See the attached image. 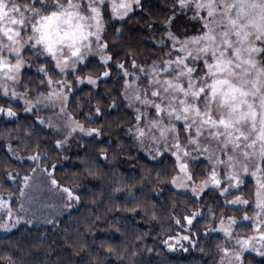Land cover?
<instances>
[{
  "label": "snow or ice",
  "instance_id": "1",
  "mask_svg": "<svg viewBox=\"0 0 264 264\" xmlns=\"http://www.w3.org/2000/svg\"><path fill=\"white\" fill-rule=\"evenodd\" d=\"M145 11V0H68L67 4L0 0V100L22 101V110L33 117L31 124L25 121L17 127L18 133L21 128L25 131L16 143L33 141L38 129L51 134L55 150L71 148L75 140L78 152H84L79 141L99 143L104 128L85 126L70 106L81 109L89 124L116 112L111 120L119 121L116 138L106 141L115 146L113 159L102 150L97 163L111 165L123 159L122 144H130L127 150L142 152L139 159H147L152 169L145 177L135 171L138 165H130L134 170L126 179L138 177L142 191L159 184L160 172L153 180L151 171L160 169L170 176L167 186L187 198L180 206L172 204L169 219L179 232L163 240L164 245L189 251L182 242L193 248L199 245L192 229L206 221L201 236L215 238L217 244L213 247L209 241L200 251L212 255L214 264H245L249 250L264 258V0H172L159 23H149L140 15L136 23H145L141 31L161 33L160 39L149 37L159 55L155 51L140 55L134 45L130 22ZM110 35L117 39L110 40ZM120 37H125L119 44L123 59L116 47ZM41 58L44 62H39ZM84 88L90 90L89 113L82 111L78 95ZM112 92L115 97L109 101ZM0 116L20 119L13 107L3 104ZM35 139L32 154L15 157L23 162L21 167L29 161L35 167L24 176L5 173V182L17 185L6 194L0 192V232L5 234L36 219L32 197L26 201L25 195L37 173L62 194V211L81 200L76 186H65L55 178L56 165L44 163L49 158L40 151L43 141ZM7 147L11 161L15 150ZM77 159L85 166V175L97 174L87 167V156ZM242 188L248 189L249 198H226ZM123 190L128 192L124 210L133 212L131 220H135L140 205L127 183ZM154 192L160 195L162 190L157 187ZM230 208L237 215H228ZM241 209L253 211L250 215ZM58 215L45 216L44 223L55 230ZM100 219L97 216L96 222ZM40 238L47 239V233Z\"/></svg>",
  "mask_w": 264,
  "mask_h": 264
},
{
  "label": "trees",
  "instance_id": "2",
  "mask_svg": "<svg viewBox=\"0 0 264 264\" xmlns=\"http://www.w3.org/2000/svg\"><path fill=\"white\" fill-rule=\"evenodd\" d=\"M67 1L60 0V3ZM20 2L23 3L26 0H20ZM171 4L172 0H145V13L138 12L137 16L132 18L131 29L132 33L136 34L134 45L139 49L140 55L148 56L153 51L159 55V51L152 48V41L149 37L154 36L156 39H160L161 33L159 31H141L145 28V23L141 21L137 24L138 17L144 15L149 23H159L164 19L166 10L171 7ZM108 38L110 40L117 39L112 35ZM123 42H125V37H120L116 44L120 59H123V49L119 47V44ZM25 58H28L27 53ZM39 62H44L43 58ZM32 71L35 69L33 68ZM105 87L104 84H101V91H104ZM112 87V82H108L107 88L111 89ZM19 89L23 90V86ZM89 91L88 88H84L82 92L78 93L81 97L82 111L85 113L90 112L87 105ZM113 97H115L114 92L110 95L109 101ZM0 104L5 107H13L20 117L19 121H10L8 117L0 116V192L6 194L17 187V185L5 182V173L13 172L24 176L28 174L27 170L30 167H35L30 161L21 167L23 162L17 161L15 156L26 157L32 154L35 151V138L38 136L43 141L40 143V151L49 158L44 163L56 165L55 178L65 186H76L77 195L81 197L76 207L59 219L60 224L55 230L49 225L42 224L26 225L20 227L18 232L14 231L11 234L0 232V264H214L212 255H206L200 251V248L209 241L213 247L217 244L215 238L201 236L204 227L208 226L206 221H201L199 229H192V238L201 240L199 245L193 248L190 247L189 242H182L184 248H189V251H184L179 245L174 250H170L163 244V240L167 239L169 235L179 232V229L169 219L172 214V204L180 206L187 200L185 196L178 195L177 190L167 186L170 176L165 175L163 170H152L153 180L157 179V171L160 172L159 184H149L140 191L138 177L136 181L126 179V176L134 170L130 165H138L135 171L141 172L145 177L148 176L152 165L147 159H139V157H143L142 152H129L127 149L132 147L130 144H122L125 148L123 159L117 158V162L111 165L97 163L96 156L102 150L109 154V160L113 159L112 152L115 146L110 147L106 141L109 137L116 138L119 121L117 120V124L111 123V120L117 117L116 112H112L111 117H102L95 123L89 124L80 115L81 109L70 106V111L78 116L81 123L91 127L102 126L104 134L98 138L99 143L79 141L85 148L84 152H78L75 140L72 141L71 148L57 151L51 134L40 132L38 129L36 133H33V141L22 140L21 143H16L20 133L25 131L24 128H21L18 133L17 127L23 125L25 121L31 124L33 117L22 110L21 102L5 104L3 100H0ZM103 106L106 108V104ZM27 131H31V129L29 128ZM9 144L15 150L11 161L8 159L7 146ZM65 156H68L69 159L65 160ZM77 156H87V167L97 174L94 176L85 175L83 173L85 166L81 165ZM78 165L80 167H77ZM111 169H116V171ZM169 171H171L170 165ZM198 179H203V177L200 176ZM125 183L132 188L135 200L140 205V208L137 209L140 215L136 216L135 220H131L133 212L124 210L128 197V192L123 190ZM157 187L162 190L160 195H156L154 192ZM116 188L121 191H113ZM235 193L242 194L246 199L249 198L247 188H242L241 191ZM235 193L226 198H231ZM128 207L134 208L136 205L128 204ZM227 214L237 215V212L230 208L227 210ZM89 216L91 219H87ZM97 216L101 218L99 222H96ZM124 217H128L129 221L126 222ZM66 228L69 231L66 232ZM117 228H119V232L116 231ZM42 233H47V239L41 240L40 234ZM53 240L56 241L55 244H52ZM208 251L209 249L205 248V253ZM218 258L217 255L216 259L218 260ZM249 261L251 264H264V258L253 253L246 254L245 264H248Z\"/></svg>",
  "mask_w": 264,
  "mask_h": 264
},
{
  "label": "rangeland",
  "instance_id": "3",
  "mask_svg": "<svg viewBox=\"0 0 264 264\" xmlns=\"http://www.w3.org/2000/svg\"><path fill=\"white\" fill-rule=\"evenodd\" d=\"M67 2H65L63 4H67ZM76 2H77V0H73V3H76ZM17 90L20 91V89H17ZM21 103H22V101H21ZM41 115L46 116V115H48V113H41ZM57 138H59V137H57ZM233 193H235V192H233ZM236 195L243 196L240 193H235L231 198H228V199L231 200ZM29 196L32 197L31 208H32V211L35 213V216H36V219L34 220V222L32 224H28L30 226L31 225L45 224L44 223V217L47 216L49 219H51L52 215L55 213H60V215L57 216V219L59 220L63 215H65L66 213H68L69 211L74 209L77 205V203L73 202L72 208L65 209L62 211V205L64 204L62 194L60 192L54 190L53 188L49 187L47 185L46 180H45L44 174H41V173H37V176L33 181V186L31 188L26 189V195H25L26 201H27V198ZM53 205L55 207H52ZM26 206H28V205L26 204ZM15 210H16V205L13 206V211H15ZM243 210H247L250 215L253 211V210L249 211L248 209H243ZM22 224H23V222H22ZM1 233H3V232H1ZM247 253L255 254L254 252H251L250 250Z\"/></svg>",
  "mask_w": 264,
  "mask_h": 264
}]
</instances>
